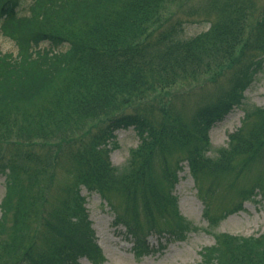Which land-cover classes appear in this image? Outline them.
I'll return each mask as SVG.
<instances>
[{
  "label": "trees",
  "instance_id": "16d2710c",
  "mask_svg": "<svg viewBox=\"0 0 264 264\" xmlns=\"http://www.w3.org/2000/svg\"><path fill=\"white\" fill-rule=\"evenodd\" d=\"M23 1L0 0L2 33L18 48L17 58L0 53V264L103 263L82 188L112 208L120 202L115 225L137 258L148 256L152 234L184 241L191 231L173 195L183 162L209 189L216 177L264 166V109L247 111L229 147L208 156L209 132L242 106L263 68L264 11L251 27L243 3L210 0L204 14L221 22L187 38L182 15L168 10L176 0H34L28 15ZM212 73L214 91L187 115V86ZM129 129L140 144L117 169L109 147ZM219 184L215 194L227 187ZM261 188L259 179L238 208ZM202 259L264 264V235L220 236Z\"/></svg>",
  "mask_w": 264,
  "mask_h": 264
},
{
  "label": "rangeland",
  "instance_id": "374dc122",
  "mask_svg": "<svg viewBox=\"0 0 264 264\" xmlns=\"http://www.w3.org/2000/svg\"><path fill=\"white\" fill-rule=\"evenodd\" d=\"M34 0H24L20 6L22 13L28 15V9ZM210 0H176L175 3L169 5L170 14H174V18L182 15L185 22V35L187 38H193L201 33L207 32L216 24L220 23V17L212 15L206 17L204 14V6ZM217 2L219 8L226 9L228 4L240 2L248 7L246 23L254 27L262 17L264 11V0H211ZM33 6V5H32ZM198 12V16L194 17L193 13ZM207 19H206V18ZM250 36L249 34L246 35ZM0 53L9 54L11 57H18V49L8 37H6L0 28ZM38 73V72H36ZM212 74L201 76L202 83L195 85L193 83L187 86L190 90V96L184 101V112L191 115L194 112L197 101L213 90L214 79ZM213 83V85H212ZM205 85V86H203ZM203 86V87H201ZM217 85L215 86V88ZM194 89V90H193ZM196 90V91H195ZM194 91V92H193ZM244 102L240 108H236L227 116L224 121L216 125L210 132L211 153L210 157H217L220 149L227 148L229 136L244 125V119L247 111L254 109H264V65L255 82L249 90L245 92ZM115 143L110 150V160L112 164L123 169L129 158L130 152L137 148L139 139L133 129L123 130L116 133ZM177 157V156H176ZM180 173L179 184L176 186L175 195L179 201L180 215L191 224L195 232L190 233L184 242L162 241L166 247L162 252L137 260L132 252V243L127 238L126 229L114 228L115 209L122 213L120 202L114 201V208L104 202L101 197L94 193H89L86 189H82V196L86 199V208L89 212L93 229L96 232L98 244L102 249L106 262L104 264H201L203 259L200 256L202 250L212 247L215 244V235H230L234 237L249 238L260 236L264 233V189L254 190L256 198L251 196L244 203L242 211L231 213L228 218H221V212L229 213L232 209L241 205L242 193L246 189L254 187L259 183V179L264 180V166L255 164L249 167L244 173L237 176L234 172L225 174L215 178L218 189L221 183L226 189L216 193L214 200L216 201L211 208L213 221L205 219L203 212L206 209L205 203L199 196L197 186L190 175L187 164ZM59 182L64 183L65 178L61 175L58 177ZM72 182V179H71ZM6 194V178L0 175V219L2 215V201ZM56 194V193H55ZM205 201L208 200L205 193L202 194ZM253 199V200H251ZM255 201V202H253ZM211 203V202H210ZM215 207V209H214ZM221 211V212H220ZM233 214V215H232ZM150 244L155 248H160L158 236L152 235L149 238ZM79 264H91L86 259L79 261Z\"/></svg>",
  "mask_w": 264,
  "mask_h": 264
}]
</instances>
